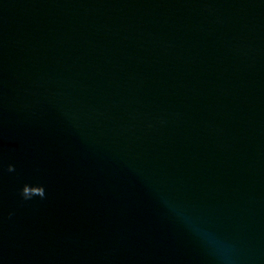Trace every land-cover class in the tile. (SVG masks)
Wrapping results in <instances>:
<instances>
[{
    "label": "water",
    "instance_id": "water-1",
    "mask_svg": "<svg viewBox=\"0 0 264 264\" xmlns=\"http://www.w3.org/2000/svg\"><path fill=\"white\" fill-rule=\"evenodd\" d=\"M0 264H264V0H0Z\"/></svg>",
    "mask_w": 264,
    "mask_h": 264
},
{
    "label": "clouds",
    "instance_id": "clouds-1",
    "mask_svg": "<svg viewBox=\"0 0 264 264\" xmlns=\"http://www.w3.org/2000/svg\"><path fill=\"white\" fill-rule=\"evenodd\" d=\"M9 171H14V167L9 165ZM45 195V190L43 185H29L25 184L21 190V196L24 199H31L33 196L43 197Z\"/></svg>",
    "mask_w": 264,
    "mask_h": 264
}]
</instances>
